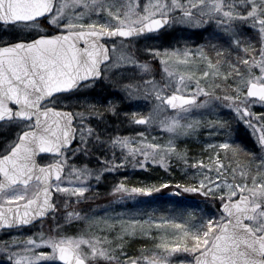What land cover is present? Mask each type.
Wrapping results in <instances>:
<instances>
[{
  "label": "snow or ice",
  "instance_id": "6c2138e0",
  "mask_svg": "<svg viewBox=\"0 0 264 264\" xmlns=\"http://www.w3.org/2000/svg\"><path fill=\"white\" fill-rule=\"evenodd\" d=\"M176 25L213 30L195 50L145 43L141 53L140 42ZM97 88L114 91L97 96ZM139 99L152 100L147 113L135 110ZM257 105L264 109V0H0V264H264ZM121 117L131 134L108 128ZM233 121L251 129L258 150L232 139ZM205 124L223 139L206 143L207 163L193 162L178 142ZM173 158L195 169L174 195H202L219 215L163 219L170 236L165 229L154 251L129 256L125 221L83 207L86 193L128 162L171 171ZM168 187L121 182L113 195L124 201Z\"/></svg>",
  "mask_w": 264,
  "mask_h": 264
},
{
  "label": "rangeland",
  "instance_id": "374dc122",
  "mask_svg": "<svg viewBox=\"0 0 264 264\" xmlns=\"http://www.w3.org/2000/svg\"><path fill=\"white\" fill-rule=\"evenodd\" d=\"M213 28H208L205 31V27H189L183 25H176L173 28H168L166 31H162L158 34L151 35L155 37L152 40L142 41L137 46L143 52L144 44H150L158 48H180L183 49L186 45L195 50L200 44H205L206 39ZM158 64V61L156 62ZM159 75L157 79H159ZM98 91H101L99 89ZM110 91L114 89L106 88L100 95L107 96ZM98 95V96H100ZM75 100H70L68 105L74 106ZM136 106L135 110L147 113L153 106L152 100L139 99L133 101ZM257 111H264L260 107L256 106ZM202 111V110H201ZM222 119H231V117L224 115L227 109H220ZM197 118H202L205 121L209 117H200L199 112L197 113ZM212 118H215L213 116ZM121 117L119 120L115 121V124L108 125L109 129H115L117 133L121 134H131V129L127 124H122ZM237 126H239V133L237 131ZM138 129H144L143 125H136ZM233 129L235 131L232 134V139L236 141L237 138H241V135H245L246 145H248L249 150H258V144L256 143L255 137L252 135L251 129H248L245 125H237L234 121L232 123ZM147 135L149 137H155L158 142H163L166 140V134L163 130L159 128H149ZM238 136V137H237ZM223 139V137H209L207 124L200 127L199 130L192 136L188 138H181L179 143V148L181 150H186L188 156L193 158V162L196 158H203L205 163H207V155L211 152L210 149L205 147L206 143ZM243 144V143H242ZM241 147L242 145L239 144ZM106 155L108 153H105ZM235 159L241 161L249 159L244 155H240ZM92 166H96L95 155L91 158ZM171 171L165 169V167L149 162L147 168L134 167L132 162H128L125 167L121 168L117 172L105 173V178L101 179L99 182L92 181V190L86 195L89 198L99 195H108L111 201H107L97 206H91V211L95 212L98 217L105 216V210H107V216L112 219H123L127 224L129 229V235L124 241L125 251L129 256L135 257L139 256L142 252H150L155 250V244L159 242L160 237L165 235V229H167V234L170 236L173 229L168 224L160 223L163 219H180V214L183 212H195L197 216L200 215V209H204L206 213L218 216L217 207L212 204L205 203V197L197 194L203 203H199L197 200H192L190 197L184 198V196L174 195L178 191L174 186L179 183L181 185L185 183H191L193 180L192 173L195 171L189 165L184 164L173 158L170 161ZM125 183L128 187L132 186H157L161 183L168 182L170 188L175 190H170L166 192L161 198L160 194L151 196L148 195H136L134 199H126L120 201L117 199V194L113 195V188L119 183ZM164 189V188H161ZM166 189V188H165ZM190 195L195 193H188ZM116 196V197H115ZM91 214V212L89 213ZM139 220L140 224H130V220ZM90 226L88 224H77L74 228L69 229V234H74L78 232L81 228L88 229ZM48 225H45V231H47ZM121 228L119 223H116L115 228L111 231L116 234ZM132 229H135V234H132ZM97 226L92 225L91 231H96ZM123 234V233H119ZM136 242V243H134ZM190 258V257H189Z\"/></svg>",
  "mask_w": 264,
  "mask_h": 264
},
{
  "label": "trees",
  "instance_id": "16d2710c",
  "mask_svg": "<svg viewBox=\"0 0 264 264\" xmlns=\"http://www.w3.org/2000/svg\"><path fill=\"white\" fill-rule=\"evenodd\" d=\"M237 131L239 133V126H237ZM238 137V136H237ZM237 143L241 144L242 147L248 148V145H246V141H245V135H241V138H237ZM243 143V144H242ZM170 190H175L174 188H164V189H160L159 192H153L155 195L160 194L161 198H164L163 196L166 194V192L170 191ZM118 195V194H117ZM182 196H184V198L190 197L192 200H197L199 201V203H203L204 201H201L200 197L197 194H188V193H183ZM116 197V196H115ZM189 199V198H187ZM107 201H111L110 198L108 197V195H99V196H93V198H89V200L85 203V205H83V207H88L91 208V206H97L98 204H102L105 203ZM136 243V242H134Z\"/></svg>",
  "mask_w": 264,
  "mask_h": 264
},
{
  "label": "flooded vegetation",
  "instance_id": "af4514ba",
  "mask_svg": "<svg viewBox=\"0 0 264 264\" xmlns=\"http://www.w3.org/2000/svg\"><path fill=\"white\" fill-rule=\"evenodd\" d=\"M99 89H101V91H98ZM105 89L106 88H97L93 94L98 96V95H100L102 93V90L104 91ZM88 91L91 92L92 90L89 89ZM74 106H75V103H74ZM74 106L70 105V107H74ZM110 124H112V123H110Z\"/></svg>",
  "mask_w": 264,
  "mask_h": 264
},
{
  "label": "water",
  "instance_id": "95a60500",
  "mask_svg": "<svg viewBox=\"0 0 264 264\" xmlns=\"http://www.w3.org/2000/svg\"><path fill=\"white\" fill-rule=\"evenodd\" d=\"M163 30H165V29H161L160 32H162ZM160 32L152 33V34H150V35L158 34V33H160Z\"/></svg>",
  "mask_w": 264,
  "mask_h": 264
}]
</instances>
